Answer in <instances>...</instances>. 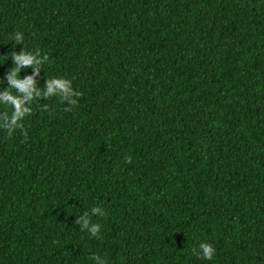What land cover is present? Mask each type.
Listing matches in <instances>:
<instances>
[{"label": "trees", "instance_id": "trees-1", "mask_svg": "<svg viewBox=\"0 0 264 264\" xmlns=\"http://www.w3.org/2000/svg\"><path fill=\"white\" fill-rule=\"evenodd\" d=\"M23 48L80 95L0 129V264H264V0H0Z\"/></svg>", "mask_w": 264, "mask_h": 264}, {"label": "clouds", "instance_id": "clouds-1", "mask_svg": "<svg viewBox=\"0 0 264 264\" xmlns=\"http://www.w3.org/2000/svg\"><path fill=\"white\" fill-rule=\"evenodd\" d=\"M10 40H14L15 43H23V34L19 31H15L11 34ZM9 55L13 61V66L6 74V80L8 88L4 91H0V105L5 109L11 108V112H0V129L6 130L8 135H11L14 130L23 128V120L26 116L32 112L33 98L44 95L46 98L58 97L62 101H67L69 104H75L74 97L79 96L80 93L74 91L70 80L63 77H47L46 79V91L41 92L36 87L35 76L39 74L41 66H44L49 57L46 54H41L39 49L25 50L24 48L19 52H12L10 54L0 55V65H4L9 59ZM27 68H31L33 74L21 77V72ZM91 214H99L104 216L105 210H101L100 207H91ZM93 215L85 212L79 216L76 220L81 228V231H85L93 237L100 234L102 226L98 223L92 222ZM199 251L193 249V252L203 260L210 261L216 254L215 248L207 242H201L198 245ZM88 259L94 261V264H105L104 258L93 254Z\"/></svg>", "mask_w": 264, "mask_h": 264}]
</instances>
